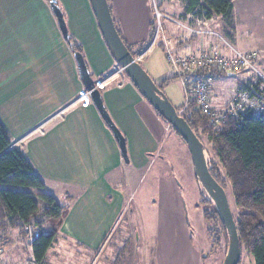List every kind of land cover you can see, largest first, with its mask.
<instances>
[{"label": "crops", "instance_id": "crops-1", "mask_svg": "<svg viewBox=\"0 0 264 264\" xmlns=\"http://www.w3.org/2000/svg\"><path fill=\"white\" fill-rule=\"evenodd\" d=\"M108 2L124 43L137 55V48L148 46L153 39L152 1ZM56 3L68 34L87 50L88 58L83 57L92 80L112 73L118 65L104 41L91 0ZM224 29L220 24V31L224 33ZM190 40L183 34L181 42L174 44L180 52H196L200 40ZM155 49L147 52L140 64ZM124 77L100 95L125 137L127 162L96 107L92 104L84 109L74 104L85 87L48 0H0V121L14 147L22 151L44 182V191L53 194L61 188L81 193L69 216L70 234L90 222L103 223L110 206L113 211L123 201L121 192L116 191L125 185L122 178L140 169L151 171L165 132H171ZM158 78L163 81L167 77ZM214 96L215 101L224 102L230 93L216 82ZM185 214L178 186L172 180L160 181L159 264H199V255L188 243Z\"/></svg>", "mask_w": 264, "mask_h": 264}, {"label": "rangeland", "instance_id": "rangeland-1", "mask_svg": "<svg viewBox=\"0 0 264 264\" xmlns=\"http://www.w3.org/2000/svg\"><path fill=\"white\" fill-rule=\"evenodd\" d=\"M151 1L152 5L155 1L160 11L172 19H178L183 11L181 0ZM231 17L233 27L227 31L230 43L255 55L257 69L264 74V63L261 62L264 59V0H234ZM163 23L167 36L172 41H180L183 32L168 21ZM221 25L224 26L223 20ZM195 39L197 38H191L190 41ZM148 47L149 45L139 53ZM155 48L146 62L142 60L141 66L182 114L193 102L187 99L182 82L176 78L164 46L160 44ZM132 52L135 54L136 50L132 49ZM82 55L88 58L84 48ZM161 75L166 76V80L161 81L158 78ZM250 76V73L239 72L232 77L227 75L219 78L217 82L224 85L229 94ZM122 78L120 80H123ZM126 78L129 80L127 76ZM223 94L227 96V93ZM167 129L171 130L169 125ZM154 158L156 163L151 171L144 173L143 169H140L135 173L131 172L130 177L122 178L125 185L116 191L121 192L123 201L119 202L113 211L110 206V214L103 219V223L90 222L82 225L81 231L78 230L74 234L69 233V216L81 193H72L61 188L52 192L53 194L45 191L57 200L63 214L57 219H47L42 216V203L38 202L40 211L32 220L34 223H42L43 234L54 235V243L44 264H159L158 207L160 181L163 180H172L178 186L186 212L188 243L190 249L199 255V264H222L228 252L229 241L221 237L219 243H214L216 238L209 234L214 220H209L207 214L210 217L215 208L209 203V196L195 176L186 143L175 131L165 132ZM28 190L36 192L33 189ZM227 196L231 208L235 209L230 190ZM234 212L236 213L235 210ZM7 238V248L4 249L12 264H19L32 257L27 237L20 236L18 231H12ZM240 264L255 263L252 255L243 252Z\"/></svg>", "mask_w": 264, "mask_h": 264}, {"label": "trees", "instance_id": "trees-1", "mask_svg": "<svg viewBox=\"0 0 264 264\" xmlns=\"http://www.w3.org/2000/svg\"><path fill=\"white\" fill-rule=\"evenodd\" d=\"M181 1L183 11L179 20L188 15L206 19L218 16L223 20L224 34L230 36L227 31L233 27L231 16L234 0ZM69 41L67 44L71 53L74 56L82 55L81 46L70 35ZM145 47H138V53ZM128 49L135 55L132 48ZM222 76L219 74V77ZM243 86L248 88L247 84ZM176 110L179 113L180 109ZM180 116L204 145L211 175L226 193L230 190L232 194L235 209L231 210L242 253L252 255L255 264H264V117L248 111L239 121L213 126L194 102ZM170 129L179 136L171 126ZM28 189L36 192L32 193ZM44 189V182L22 151L13 146L8 130L0 121V248H7V237L12 231H18L20 236L26 238L25 228L31 224L37 236L33 241H28V245L34 260L40 263H45L47 253L54 243V235L43 234L42 223H34L32 220L40 211L38 202L42 203V216L47 219H57L63 214L57 200ZM209 203L214 205L211 199ZM214 208L210 217L207 214L209 220H214L209 234L216 238L214 243L222 240L221 237L228 241L227 231L215 205Z\"/></svg>", "mask_w": 264, "mask_h": 264}, {"label": "built area", "instance_id": "built-area-1", "mask_svg": "<svg viewBox=\"0 0 264 264\" xmlns=\"http://www.w3.org/2000/svg\"><path fill=\"white\" fill-rule=\"evenodd\" d=\"M152 9L153 39L147 50L137 54V62L140 63L152 48L163 45L176 78L182 82L187 99L198 106L213 126H221L228 121H239L248 111L255 116L264 117V74L257 69L255 55L238 50L220 31L218 25L221 24V17L206 19L188 15L183 20L172 19L160 11L155 1ZM164 21L172 23L188 37L200 40V48L196 52H180L174 41L167 36ZM239 72H247L251 76L244 79L245 82L230 93L229 99L224 102L215 101L214 87L217 80L227 75L232 77ZM219 74L223 76L219 77ZM124 76V70L117 66L112 73L94 82V90L102 92ZM246 84L248 88L243 86ZM91 92L82 89L74 104L84 109L90 108L93 104ZM25 232L29 242L37 236L36 229L31 224L26 226ZM6 255V250L0 248V264H12ZM19 264L44 263L31 257Z\"/></svg>", "mask_w": 264, "mask_h": 264}, {"label": "water", "instance_id": "water-1", "mask_svg": "<svg viewBox=\"0 0 264 264\" xmlns=\"http://www.w3.org/2000/svg\"><path fill=\"white\" fill-rule=\"evenodd\" d=\"M48 1L56 15L64 40L69 43L66 23L57 6L56 0ZM91 4L104 41L117 65L124 70L125 75L154 111L175 129L186 143L193 162L195 176L203 190L215 205L227 231L229 247L222 264H240L242 251L228 196L224 188L215 180L209 171L204 145L195 135L185 119L180 116L176 108L170 103L162 90L142 68L141 64L137 62V55H133L124 43L116 28L108 0H91ZM74 57L85 89L87 91H92L91 99L93 105L113 132L121 154L127 162L128 154L125 137L108 114L100 92L94 90V81L89 73L84 57L81 54H76Z\"/></svg>", "mask_w": 264, "mask_h": 264}]
</instances>
